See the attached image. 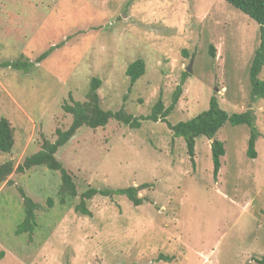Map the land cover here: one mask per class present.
Masks as SVG:
<instances>
[{
	"label": "rangeland",
	"instance_id": "rangeland-1",
	"mask_svg": "<svg viewBox=\"0 0 264 264\" xmlns=\"http://www.w3.org/2000/svg\"><path fill=\"white\" fill-rule=\"evenodd\" d=\"M259 35L258 23L225 0H0V62L34 61L55 46L28 71L0 66V117L14 138L11 151L0 152V164L12 160L14 169L0 183V264H258L264 99L250 97L249 67ZM137 58L145 72L129 89L125 70ZM189 64L167 121L132 128L110 119L104 127H80L58 148L75 197L60 201L58 171H15L43 139L55 140L56 128L69 126L62 104L71 102L69 94L84 100L92 77L101 79L102 108L140 116L159 93L170 105ZM213 95L229 114L251 109L259 131L256 157L249 158L246 125L218 129L225 153L216 178L211 139L195 138L192 161L167 125L207 109ZM130 185L144 198L140 205L121 194L95 195L86 202L90 215L75 210L88 187ZM18 187L40 204L30 234L15 233L23 219Z\"/></svg>",
	"mask_w": 264,
	"mask_h": 264
},
{
	"label": "trees",
	"instance_id": "trees-1",
	"mask_svg": "<svg viewBox=\"0 0 264 264\" xmlns=\"http://www.w3.org/2000/svg\"><path fill=\"white\" fill-rule=\"evenodd\" d=\"M233 7L239 9L250 18L255 20L259 25L260 40L259 45L254 52L250 67H249V81H250V97L252 99H264V79L259 77V74L264 65V0H225ZM55 48L49 47L44 52L40 53L34 61L22 60H5L0 62L2 67H12L28 71L33 63L42 61ZM211 56L215 55L212 46L209 48ZM145 72V62L142 58H137L128 64L125 74L129 78V89L134 82L141 77ZM188 75L185 71L179 84L175 87L172 93V100L170 105L165 106L162 100V95L159 93L158 98L153 103L150 112L146 115L134 116L127 112L125 107H120L117 110H110L102 108L100 104V97L98 89L101 85V79L92 77L89 82V88L84 100H75L69 94L71 102H64L62 108L66 113L71 115V122L69 126L62 130L55 129L56 138L54 141L43 139L40 149L36 152L26 156L23 161L15 167L16 172H24L36 165H42L52 171H58L60 174V185L58 188V195L60 201L64 202L67 197H75L77 195L76 185L70 173L62 166L61 162L56 157V152L59 147L67 143V141L76 133V131L83 126L89 128L104 127L110 119L122 122L123 124L137 128L141 124V120L151 121H167L166 117L177 103V100L182 91V84ZM228 122L231 125L244 124L249 128V138L247 141L246 155L249 158L256 157L255 143L259 136V131L255 126V115L251 109L242 112L227 113L220 108L216 97L213 95L209 99L208 108L199 112L186 120H180L176 123L167 122L172 134L176 137H182L187 153L193 161L195 138L198 135H204L211 139V157L213 162V177L216 178L221 166V156L225 153V147L222 141L215 138L218 129ZM109 124V123H108ZM14 144L13 127L6 117H0V152H10ZM193 164V162H192ZM12 160H7L0 164V183L8 182L7 176L13 172ZM142 186H147L143 184ZM23 203V219L16 226L15 233H32L34 227L37 225L35 210L40 207V204L33 201L24 191L22 187L17 188ZM115 194L124 195L129 199L133 205H140L144 198L138 195V188L134 185L110 189L88 187L79 194V201L75 205V210L85 215H90L86 202L95 195L111 196ZM49 204L51 201L49 200ZM3 254L1 253L0 256ZM258 264H264V255L256 259Z\"/></svg>",
	"mask_w": 264,
	"mask_h": 264
},
{
	"label": "water",
	"instance_id": "water-1",
	"mask_svg": "<svg viewBox=\"0 0 264 264\" xmlns=\"http://www.w3.org/2000/svg\"><path fill=\"white\" fill-rule=\"evenodd\" d=\"M186 71H187V72H190V71H191V69H190V64L187 66ZM137 188H138V187H137Z\"/></svg>",
	"mask_w": 264,
	"mask_h": 264
}]
</instances>
